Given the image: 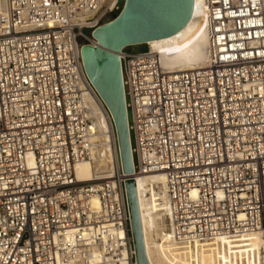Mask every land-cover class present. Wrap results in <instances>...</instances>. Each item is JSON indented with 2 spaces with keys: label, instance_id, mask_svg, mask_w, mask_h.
I'll return each mask as SVG.
<instances>
[{
  "label": "built area",
  "instance_id": "2783aa9c",
  "mask_svg": "<svg viewBox=\"0 0 264 264\" xmlns=\"http://www.w3.org/2000/svg\"><path fill=\"white\" fill-rule=\"evenodd\" d=\"M202 2L208 65L180 71L150 49L119 53L132 177H166L179 242L226 241L232 264H264V0ZM120 4L7 0L0 12V264H136L121 156L91 180L75 172L98 147L90 96L119 148L82 46Z\"/></svg>",
  "mask_w": 264,
  "mask_h": 264
},
{
  "label": "bare ground",
  "instance_id": "6f19581e",
  "mask_svg": "<svg viewBox=\"0 0 264 264\" xmlns=\"http://www.w3.org/2000/svg\"><path fill=\"white\" fill-rule=\"evenodd\" d=\"M6 8L7 0H0V12L5 11ZM145 45L151 51L157 52L165 66L173 70H191L208 65L212 55V45L209 20L202 0H195L194 16L180 32L152 40ZM90 101L97 117L93 141L98 147L93 150V162L83 161L76 165L77 177L85 181L91 180L96 171L101 173L116 169L117 157L120 158L119 148L118 146L115 148L114 145L111 123L106 110L91 96ZM102 102L105 104L103 99ZM132 175L129 178H133L136 182L146 251L151 264L233 263V247L226 241L210 246L189 245L178 241L171 222L166 177L163 174H141L134 177Z\"/></svg>",
  "mask_w": 264,
  "mask_h": 264
},
{
  "label": "water",
  "instance_id": "95a60500",
  "mask_svg": "<svg viewBox=\"0 0 264 264\" xmlns=\"http://www.w3.org/2000/svg\"><path fill=\"white\" fill-rule=\"evenodd\" d=\"M195 0H124L120 13L93 32L97 44L82 46L85 70L109 108L124 173L134 172L132 142L119 53L180 32L193 18ZM136 264H151L146 251L136 182L126 180Z\"/></svg>",
  "mask_w": 264,
  "mask_h": 264
},
{
  "label": "rangeland",
  "instance_id": "374dc122",
  "mask_svg": "<svg viewBox=\"0 0 264 264\" xmlns=\"http://www.w3.org/2000/svg\"><path fill=\"white\" fill-rule=\"evenodd\" d=\"M124 4V0H121L120 6L122 7ZM120 12H116L114 14L106 16L105 20L109 21L114 19ZM88 34H90V31H87ZM83 42V40H81ZM128 52L138 53V52H144L148 50V47L146 45H137V46H131L126 48Z\"/></svg>",
  "mask_w": 264,
  "mask_h": 264
}]
</instances>
